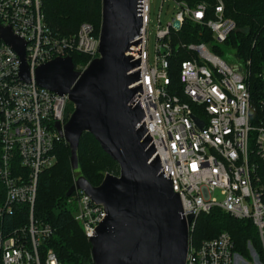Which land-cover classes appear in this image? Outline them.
Listing matches in <instances>:
<instances>
[{"label": "built area", "instance_id": "built-area-1", "mask_svg": "<svg viewBox=\"0 0 264 264\" xmlns=\"http://www.w3.org/2000/svg\"><path fill=\"white\" fill-rule=\"evenodd\" d=\"M151 2H139L142 28L134 59L141 61L137 69L140 79L131 87L140 86L141 91L132 104L145 113L142 124L160 157L161 173L179 195L182 216H194L186 264H264V184L260 175L264 164V73L253 77L251 61L226 45L237 26L226 16L222 0L213 8L205 3L191 7L186 0H161L162 4L171 2L177 13L165 27L161 14L158 16L152 64L147 52ZM188 23L206 28L210 37L182 45L191 58L180 63L179 87L175 89L170 74L175 51L172 34ZM0 27H8L25 42L31 80L22 81L19 55L1 40L0 182L5 200L0 220L18 215L21 219H14V227L0 228V264H63L47 245L54 229L36 221L35 205L41 174L56 164L57 144H66L57 125L63 128L73 111H69L67 95L38 86L34 73L48 62L75 54L89 58L87 64L74 65L83 72L99 57L100 32L92 24L82 23L75 34L53 33L45 21L42 0H0ZM254 80L262 87L258 96L253 94ZM217 192L222 201L212 197ZM67 205L89 241L106 217L104 208L80 190L68 198ZM215 208L237 221H250L257 231L258 247L250 240L247 252H239L226 231L196 242L192 234L198 217ZM22 215L27 221H22Z\"/></svg>", "mask_w": 264, "mask_h": 264}, {"label": "water", "instance_id": "water-1", "mask_svg": "<svg viewBox=\"0 0 264 264\" xmlns=\"http://www.w3.org/2000/svg\"><path fill=\"white\" fill-rule=\"evenodd\" d=\"M140 0H102L99 57L83 71L71 57L57 58L36 69L38 86L67 95L74 111L62 128L70 149V165L79 169L78 150L84 133L120 167L99 186L79 176L66 193L83 191L102 206L106 217L89 240L93 264H186L189 227L194 216H182V203L172 183L161 173L160 157L142 124L143 111L132 102L141 87L134 59L140 42ZM179 28V24H175ZM21 59L20 77L29 82L25 42L0 27V41Z\"/></svg>", "mask_w": 264, "mask_h": 264}, {"label": "trees", "instance_id": "trees-1", "mask_svg": "<svg viewBox=\"0 0 264 264\" xmlns=\"http://www.w3.org/2000/svg\"><path fill=\"white\" fill-rule=\"evenodd\" d=\"M42 0V10L45 21L51 31L60 36L75 34L82 23L92 24L96 31L100 29L101 0ZM226 8V16L233 19L237 29L226 42L237 50L238 56L251 61V75L257 77L264 73V0H222ZM194 7L205 3L213 8L218 0H186ZM94 3V4H93ZM202 29L186 24L180 32H173L172 46L174 56L171 58L170 74L173 88L178 89V70L180 63L191 57L182 49L183 44L199 43L208 40L209 34ZM191 32V34H190ZM75 66L79 62L87 64L89 58L79 54L72 56ZM253 94L259 95L261 84L254 80ZM69 111L73 106L69 104ZM56 164L45 170L39 179L35 219L39 223L49 224L54 229V235L47 245L58 256L63 264H92L91 245L84 235L82 227L75 221L73 212L67 207L66 193L74 185V173L70 165V149L65 143L55 147ZM100 148L95 139L84 133L78 150L80 176L86 178L93 186L102 183L101 171L107 168L111 158ZM113 161V160H112ZM114 162V161H113ZM116 163V162H115ZM260 175L264 184V164L261 163ZM62 190H58V189ZM5 200V189L0 182V207ZM64 201V202H63ZM5 216L0 220V228L14 227V219ZM22 221L27 216L22 215ZM231 234L240 252H246L248 241L252 240L258 247L259 239L256 228L250 221H237L218 208L209 214L198 217L192 237L196 242L212 239L221 232Z\"/></svg>", "mask_w": 264, "mask_h": 264}, {"label": "rangeland", "instance_id": "rangeland-1", "mask_svg": "<svg viewBox=\"0 0 264 264\" xmlns=\"http://www.w3.org/2000/svg\"><path fill=\"white\" fill-rule=\"evenodd\" d=\"M94 3H95V6H96V0L94 1ZM101 9H102V0H101ZM151 12H152L151 13V27H150L149 36H148V41L149 42H148L147 52H148V55H149V60L153 64L154 58H155L156 32H157V28L156 27L158 26V16H159V14H161V26L165 27L172 20L174 15L177 13V9L176 8L175 9L172 8V3L171 2H165L164 4H162L161 0H152V2H151ZM100 14H101V12H100ZM44 17H45V15H44ZM99 22L101 23L100 19H99ZM188 25L195 26L192 23H188ZM196 27L197 26H195V28ZM202 30L205 31L206 34H209L208 36H210V31H208L206 28H202ZM190 34H191V32H190ZM218 53H221V52L219 51ZM82 63L83 62H79V64H82ZM73 111H74V107H73ZM104 156H105V154H104ZM107 163L109 164V166H107V168H105L104 170L101 171L102 181L104 180V178L108 174L114 175V176H119L120 175V167L118 166L117 163L113 162L112 160H111L110 163L109 162H107ZM72 171L74 173L73 182L75 183V181L77 180V178L81 174H80V170L79 169L76 170V171H75V169L74 170L72 169ZM58 190H62V189L60 188ZM212 197H216L219 201H222V197L220 196L219 192L213 193ZM67 207L70 208V206H68V205H67ZM246 252H247V248H246Z\"/></svg>", "mask_w": 264, "mask_h": 264}]
</instances>
